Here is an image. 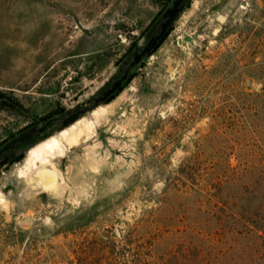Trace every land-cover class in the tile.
<instances>
[{"label": "rangeland", "instance_id": "1", "mask_svg": "<svg viewBox=\"0 0 264 264\" xmlns=\"http://www.w3.org/2000/svg\"><path fill=\"white\" fill-rule=\"evenodd\" d=\"M170 1L0 0V146L103 88ZM55 135L0 171V264H75L103 235L116 264H264V0H191Z\"/></svg>", "mask_w": 264, "mask_h": 264}, {"label": "water", "instance_id": "2", "mask_svg": "<svg viewBox=\"0 0 264 264\" xmlns=\"http://www.w3.org/2000/svg\"><path fill=\"white\" fill-rule=\"evenodd\" d=\"M190 1L191 0L170 1L169 5L161 12L147 30L144 37V44L135 46L127 57L118 65L112 77L104 83V86L108 85L105 90L99 88L86 101L75 105L56 117L45 120L42 125L30 126L16 136L5 141L0 146V171L43 140L58 134L83 118L86 114L92 113L101 105L109 102L120 92L123 85L130 79L132 70L153 54L184 13ZM49 128L50 131L46 134V137L42 138L41 135ZM57 181L58 180H56V182Z\"/></svg>", "mask_w": 264, "mask_h": 264}, {"label": "trees", "instance_id": "3", "mask_svg": "<svg viewBox=\"0 0 264 264\" xmlns=\"http://www.w3.org/2000/svg\"><path fill=\"white\" fill-rule=\"evenodd\" d=\"M123 241L126 240L123 238L122 242ZM115 245V240L109 235H103L102 238L98 236H93L91 238L87 237L82 242L77 243L74 262L75 264H116L117 257H115ZM123 260L124 262H121L120 264H140L141 262L131 261L127 258H123Z\"/></svg>", "mask_w": 264, "mask_h": 264}, {"label": "bare ground", "instance_id": "4", "mask_svg": "<svg viewBox=\"0 0 264 264\" xmlns=\"http://www.w3.org/2000/svg\"><path fill=\"white\" fill-rule=\"evenodd\" d=\"M79 121V120H78ZM77 122V121H76ZM75 122V123H76ZM73 125V124H72ZM71 125V126H72ZM65 130V129H64ZM64 130H62V131H64ZM61 131V132H62ZM61 132H59L58 134H60ZM57 134V135H58ZM53 136H56V135H53ZM53 136H51V137H53ZM50 137V138H51ZM41 144V143H40ZM39 145V144H38ZM38 145H36L35 147H37ZM34 147V148H35ZM33 149V148H32ZM50 165H45V167H43V172H44V174H45V177H47L49 180H48V184L45 186V188H49V187H52L53 185H55V182H56V180H58V176L56 175V173H55V171L53 170L54 168L52 167V166H50ZM51 168V169H50Z\"/></svg>", "mask_w": 264, "mask_h": 264}, {"label": "flooded vegetation", "instance_id": "5", "mask_svg": "<svg viewBox=\"0 0 264 264\" xmlns=\"http://www.w3.org/2000/svg\"><path fill=\"white\" fill-rule=\"evenodd\" d=\"M107 87H108V85H107V86H104V87L102 88V90H105ZM115 96H116V95H115ZM113 98H114V97H113ZM113 98H112V99H113ZM112 99H111V100H112ZM64 112H65V111H64ZM62 113H63V112H62ZM62 113H60V114H62ZM60 114H59V115H60ZM57 116H58V115H57ZM55 117H56V116H55ZM48 130H50V128H49Z\"/></svg>", "mask_w": 264, "mask_h": 264}]
</instances>
